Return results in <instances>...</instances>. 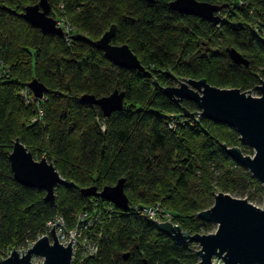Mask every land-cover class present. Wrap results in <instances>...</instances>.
<instances>
[{
    "label": "trees",
    "instance_id": "obj_1",
    "mask_svg": "<svg viewBox=\"0 0 264 264\" xmlns=\"http://www.w3.org/2000/svg\"><path fill=\"white\" fill-rule=\"evenodd\" d=\"M38 1L0 0V264L12 250L35 243L54 217L71 230L84 214L97 254L81 264H197L195 243L173 241L133 208L160 202L182 231L208 235L214 225L198 214L211 208L216 194L254 200L264 188L222 148L252 155L233 128L184 117L181 110L195 112L196 105H176L163 89L205 79L219 89L256 92L264 81V0H195L228 5L219 27L173 12L174 0H49L50 16L64 15L77 31L71 42L24 21V8ZM112 25V44L127 45L150 77L114 66L96 49ZM232 48L248 67L232 63ZM33 80L46 87V99H33L27 87ZM115 90L124 93L123 109L108 118L80 101ZM16 140L66 181L56 187L53 207L43 191L14 180L8 157ZM120 179L127 213L81 195Z\"/></svg>",
    "mask_w": 264,
    "mask_h": 264
},
{
    "label": "water",
    "instance_id": "obj_2",
    "mask_svg": "<svg viewBox=\"0 0 264 264\" xmlns=\"http://www.w3.org/2000/svg\"><path fill=\"white\" fill-rule=\"evenodd\" d=\"M169 8L217 25L222 21L215 14L227 9L228 5L174 0L169 4ZM50 14L49 0H39L36 5L24 8L23 19L44 35L62 36V29L56 27V21ZM115 32L116 27L111 26L95 42L96 49L114 66L128 71L138 70L144 76L150 77V73L145 71L127 45H112ZM227 54L234 65L249 66L248 60L235 49H227ZM27 87L38 100H42L47 94L46 87L36 80L30 82ZM255 90L260 94L259 97H252L239 89H219L208 84L205 79H184L178 87L164 88L163 94L176 105L184 100L194 103L197 111L181 110L183 116L192 121L200 116L233 128L240 141L252 150V155H244L238 147L229 148L224 144L222 148L264 188V81H261ZM80 101L84 105L99 107L102 116L108 118L123 109L124 93L115 90L102 98L83 95ZM8 160L14 180L25 188L43 191L44 201L53 207L56 187L66 184L54 166L45 157L36 160L19 140L14 142ZM124 184L125 180L120 179L114 186H106L101 191L96 187L84 188L81 189V195L85 198H98L127 213L130 207ZM198 218L214 225L215 231L208 235H189L179 226L169 222H153V225L160 233L179 244L195 243L198 246L197 264H215L214 258L221 261V264H264V205L258 208L246 199L218 193L214 196L211 208L199 213ZM72 255L71 242L66 247L58 243L52 222L50 237L45 236L37 240L25 254L12 250L2 264H32L37 258L42 259L40 264H71ZM124 258L126 259L127 255Z\"/></svg>",
    "mask_w": 264,
    "mask_h": 264
},
{
    "label": "built area",
    "instance_id": "obj_3",
    "mask_svg": "<svg viewBox=\"0 0 264 264\" xmlns=\"http://www.w3.org/2000/svg\"><path fill=\"white\" fill-rule=\"evenodd\" d=\"M60 8L62 9V6H60ZM56 24H58L60 28L62 29V31H64L66 34L67 32H70L73 29V27L70 24H68L65 20H62V19H58ZM4 71H5L4 65L0 62V75ZM22 95L23 97L26 96L25 93H22ZM39 114L41 116L42 112L40 111ZM200 119H202V117L197 116L195 117L193 121H198ZM133 209H135V211L138 212L139 215L143 219L148 220L152 223L153 222H156V223L169 222L175 225L172 222V219H173L172 215L162 210L159 205L155 206L154 208L144 206V207H141V209H138L137 207H134ZM78 218L80 221L79 224L75 228L71 230H67L64 219L61 217H57V216L54 217V219H52L46 225V231L44 232V234L40 236L39 239L45 236L50 237V230L52 229V222H53V228H54V232H55L58 243L66 247L71 242L72 253H73L72 257L74 258L76 257L79 263L80 257L87 258V257L95 256L97 254V245L94 240L95 236L87 233L88 229L91 228V225H90L89 220L88 221L86 220V215L84 214ZM33 244L34 243L29 244L27 245V247L19 250V253L21 254V251H22V254H25L26 251L30 249ZM33 261H32V264H34Z\"/></svg>",
    "mask_w": 264,
    "mask_h": 264
},
{
    "label": "rangeland",
    "instance_id": "obj_4",
    "mask_svg": "<svg viewBox=\"0 0 264 264\" xmlns=\"http://www.w3.org/2000/svg\"><path fill=\"white\" fill-rule=\"evenodd\" d=\"M237 3L238 4H244L245 6L247 5V3H245V2H243V3H240V1L238 2L237 1ZM218 6H220V5H218ZM222 6V5H221ZM228 9V8H227ZM226 9H224V10H222V11H220V12H218V13H216L215 14V16H217V15H220V13L221 12H223V11H225ZM61 14H64L63 12H61ZM56 15V14H55ZM64 16V15H63ZM62 20H64L65 18L64 17H62L61 18ZM67 23L68 24H71L70 22H68L67 21ZM221 23V22H220ZM219 23V24H220ZM219 24H217V25H214V26H220ZM56 27H58V26H56ZM60 28V27H59ZM71 30V29H70ZM63 32V36L65 35V37H63L64 38V40H69V42H71V39H73V37L76 35L77 36V31L76 30H74V29H72L70 32H67V34L64 32V31H62ZM107 32V31H106ZM104 35V34H103ZM102 35V36H103ZM101 36V37H102ZM100 37V38H101ZM99 40V39H98ZM97 40V41H98ZM181 81H179V82H176V83H174L172 86L173 87H178V85H179V83H180ZM249 95L250 96H252V97H259V93L258 92H254V91H251L250 93H249ZM43 98L44 99H46V95H44L43 96ZM33 99H35V100H38V99H36V98H34L33 97ZM43 100V99H42ZM38 101H41V100H38ZM251 156V155H250ZM231 197H233V198H237V199H246L249 203H251L252 205H254L255 207H258V208H262L263 207V205H264V194H261L260 196L258 195V196H255V198H254V200H251L250 198H248V196L247 195H242V194H234V193H231V194H229ZM157 204V205H156ZM160 206L161 207V209L162 210H164L165 212H167V213H169L170 214V212L162 205V203H160V202H157V203H153V204H149V205H146V207H155V206ZM172 222H173V219H172ZM175 225H177V224H175ZM178 226V225H177ZM215 229H216V227L214 226V231H215ZM197 246V245H196ZM197 248H198V246H197ZM19 251V250H18ZM11 253V252H10ZM9 253V254H10ZM78 255H80V254H78ZM8 257V256H7ZM6 257V258H7ZM5 258V259H6ZM85 258H79V263H77V264H81L82 262H83V260H84ZM42 262V259H40V258H37V259H35L34 261H33V263L34 264H40ZM213 263H215V264H221V261H219V260H217L216 258H214L213 259ZM76 264V263H75Z\"/></svg>",
    "mask_w": 264,
    "mask_h": 264
},
{
    "label": "bare ground",
    "instance_id": "obj_5",
    "mask_svg": "<svg viewBox=\"0 0 264 264\" xmlns=\"http://www.w3.org/2000/svg\"><path fill=\"white\" fill-rule=\"evenodd\" d=\"M63 17V15H60L59 17H57L58 19H61ZM55 21H56V23H57V20L56 19H54ZM221 21H222V18H221ZM56 26H58V28L60 27L58 24H56ZM61 29V28H60ZM63 36V35H62ZM63 37H65V35L63 36ZM172 224V223H171ZM173 225V224H172ZM174 226H177V225H174ZM19 252V251H18ZM77 261V258L75 257H72V263H74V262H76ZM76 263H78V261L76 262Z\"/></svg>",
    "mask_w": 264,
    "mask_h": 264
},
{
    "label": "flooded vegetation",
    "instance_id": "obj_6",
    "mask_svg": "<svg viewBox=\"0 0 264 264\" xmlns=\"http://www.w3.org/2000/svg\"><path fill=\"white\" fill-rule=\"evenodd\" d=\"M152 2L151 3H153L154 2V0H151ZM149 2H150V0H149ZM213 5H216V4H213ZM218 6V5H217ZM173 12H175V11H173ZM177 14H180V13H178V12H176ZM180 15H183V14H180ZM183 16H191V15H183ZM217 16H219L220 18H221V15H217ZM191 17H194V16H191ZM195 18H197V17H195ZM112 26H114V25H112ZM116 33V32H115ZM115 38V37H114ZM112 43V42H111ZM112 45H114V44H112ZM115 46H122V45H115Z\"/></svg>",
    "mask_w": 264,
    "mask_h": 264
}]
</instances>
